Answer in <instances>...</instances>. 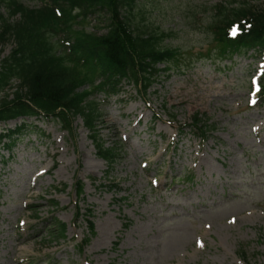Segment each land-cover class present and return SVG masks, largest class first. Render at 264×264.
Returning <instances> with one entry per match:
<instances>
[{
    "label": "rangeland",
    "instance_id": "rangeland-1",
    "mask_svg": "<svg viewBox=\"0 0 264 264\" xmlns=\"http://www.w3.org/2000/svg\"><path fill=\"white\" fill-rule=\"evenodd\" d=\"M242 1L264 9V0L136 1V21L181 57L170 72L159 67L147 95L127 83L95 97L96 131L115 162L97 156L81 117L71 135L52 118L0 123V264H264V55L221 57L212 27L216 6ZM22 125L8 147L4 135ZM87 217L96 235L82 247Z\"/></svg>",
    "mask_w": 264,
    "mask_h": 264
},
{
    "label": "trees",
    "instance_id": "trees-1",
    "mask_svg": "<svg viewBox=\"0 0 264 264\" xmlns=\"http://www.w3.org/2000/svg\"><path fill=\"white\" fill-rule=\"evenodd\" d=\"M45 1L43 6L32 9L24 0H0V10L6 12L0 13V94L4 95L0 122L43 115L58 120L72 132L73 121L81 117L98 157L111 164L117 160L118 152L107 148L96 131L102 105L95 96L119 95L125 83L147 95L160 76L159 66H166V72L171 70L181 53L162 48L167 35L148 31L147 26L136 21L137 0ZM213 10L217 16L213 33L221 57L264 53L262 7L242 1L220 4ZM92 20L103 24L106 33L91 32L88 26ZM232 31H236L235 36ZM8 44L14 48L4 57ZM14 82L19 84L10 94ZM201 124L202 120L195 116L193 127ZM25 131L23 125L4 135L10 138L8 147L15 145L14 136ZM206 133L202 131L203 138ZM77 191L82 194L81 182L77 183ZM87 214L91 216L92 211ZM81 216L79 209L77 219ZM87 222L90 238L84 246L95 236L93 222ZM57 227L59 237L64 239L67 226L58 223Z\"/></svg>",
    "mask_w": 264,
    "mask_h": 264
}]
</instances>
